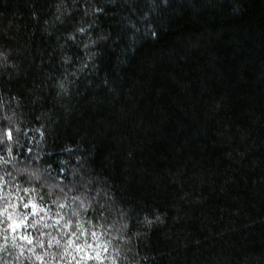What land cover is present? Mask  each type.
I'll use <instances>...</instances> for the list:
<instances>
[{"label": "trees", "instance_id": "obj_1", "mask_svg": "<svg viewBox=\"0 0 264 264\" xmlns=\"http://www.w3.org/2000/svg\"><path fill=\"white\" fill-rule=\"evenodd\" d=\"M231 4L0 0V220L37 264H264V0Z\"/></svg>", "mask_w": 264, "mask_h": 264}, {"label": "clouds", "instance_id": "obj_2", "mask_svg": "<svg viewBox=\"0 0 264 264\" xmlns=\"http://www.w3.org/2000/svg\"><path fill=\"white\" fill-rule=\"evenodd\" d=\"M165 3H167V0H165ZM248 6L249 0H232L231 13L242 16L247 12ZM2 55L4 54L0 53V56ZM4 66L7 67V64H4ZM26 182L31 183L32 178L30 177ZM41 187H43V185H41ZM45 197L51 198V194L45 191L43 197L41 198L42 203L44 202ZM12 208H15V204L9 203L8 209H5V211L8 212V215L4 216V218L0 220V227H3V231H0V264H24L25 260L30 261V264H37L38 260L45 258V254L44 252L33 251L32 248L27 245H22L19 242L18 237L14 235L16 227L13 225V222H11L13 220V216L9 210ZM0 215L3 214L0 213ZM21 219H23V216H21ZM37 231H40V229L37 228ZM37 240L38 242L36 248L39 249V238H37ZM29 244H31V241H29ZM25 253H30V255ZM51 255V252L47 253L48 257H51ZM60 255L61 253L58 250L57 257ZM45 264H48L47 260H45Z\"/></svg>", "mask_w": 264, "mask_h": 264}, {"label": "snow or ice", "instance_id": "obj_3", "mask_svg": "<svg viewBox=\"0 0 264 264\" xmlns=\"http://www.w3.org/2000/svg\"><path fill=\"white\" fill-rule=\"evenodd\" d=\"M24 206H25V207H28V204L26 203ZM32 207L35 208L36 205H35V204H32ZM10 219H11V217H10ZM13 225H14L15 227H18V226H19L18 224H16L15 221H13ZM25 239H27V237H25Z\"/></svg>", "mask_w": 264, "mask_h": 264}]
</instances>
